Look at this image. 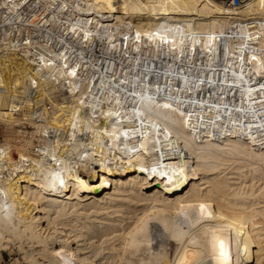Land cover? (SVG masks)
Listing matches in <instances>:
<instances>
[{
	"label": "bare ground",
	"instance_id": "6f19581e",
	"mask_svg": "<svg viewBox=\"0 0 264 264\" xmlns=\"http://www.w3.org/2000/svg\"><path fill=\"white\" fill-rule=\"evenodd\" d=\"M55 8L70 44L2 81L0 260L264 264V0ZM27 80L54 94L55 141L12 113Z\"/></svg>",
	"mask_w": 264,
	"mask_h": 264
},
{
	"label": "built area",
	"instance_id": "2783aa9c",
	"mask_svg": "<svg viewBox=\"0 0 264 264\" xmlns=\"http://www.w3.org/2000/svg\"><path fill=\"white\" fill-rule=\"evenodd\" d=\"M221 4L232 7H244L250 0H215ZM60 0H0V91H4L2 81L10 80L14 73V64L25 58V52L35 49L66 48L70 44V36L63 31L65 22L54 24L56 6ZM67 13H62L60 18H65ZM61 24V25H60ZM24 93H17V111L15 116L31 117L42 126V136L52 141L56 140L54 123L49 124L44 120V111H51L53 93H38L30 80L25 81ZM23 92V91H22ZM6 94V93H3ZM14 94V93H13ZM20 110V111H19ZM10 125L0 120V144L9 136ZM40 136L29 133L22 134L20 140L31 141L38 144ZM8 161L0 165V186H4L12 175Z\"/></svg>",
	"mask_w": 264,
	"mask_h": 264
},
{
	"label": "rangeland",
	"instance_id": "374dc122",
	"mask_svg": "<svg viewBox=\"0 0 264 264\" xmlns=\"http://www.w3.org/2000/svg\"><path fill=\"white\" fill-rule=\"evenodd\" d=\"M18 253H14V255H10L9 253H4L3 259L0 260V264H13V260L18 258Z\"/></svg>",
	"mask_w": 264,
	"mask_h": 264
},
{
	"label": "snow or ice",
	"instance_id": "6c2138e0",
	"mask_svg": "<svg viewBox=\"0 0 264 264\" xmlns=\"http://www.w3.org/2000/svg\"><path fill=\"white\" fill-rule=\"evenodd\" d=\"M74 74V73H73Z\"/></svg>",
	"mask_w": 264,
	"mask_h": 264
}]
</instances>
